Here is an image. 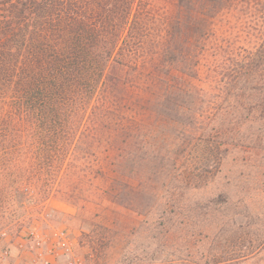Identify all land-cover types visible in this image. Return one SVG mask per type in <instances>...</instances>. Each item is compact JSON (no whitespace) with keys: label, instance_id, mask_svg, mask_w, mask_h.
Wrapping results in <instances>:
<instances>
[{"label":"trees","instance_id":"16d2710c","mask_svg":"<svg viewBox=\"0 0 264 264\" xmlns=\"http://www.w3.org/2000/svg\"><path fill=\"white\" fill-rule=\"evenodd\" d=\"M237 148L264 155V0H0V228L184 211Z\"/></svg>","mask_w":264,"mask_h":264},{"label":"rangeland","instance_id":"374dc122","mask_svg":"<svg viewBox=\"0 0 264 264\" xmlns=\"http://www.w3.org/2000/svg\"><path fill=\"white\" fill-rule=\"evenodd\" d=\"M182 199L184 211L177 205L170 214L110 205L81 212L54 196L44 207L27 205L0 228V248L11 250L3 264H31L49 242L36 245L29 231L56 229L70 234L84 264H264V155L229 150L207 185ZM194 201L203 208L187 220Z\"/></svg>","mask_w":264,"mask_h":264},{"label":"built area","instance_id":"2783aa9c","mask_svg":"<svg viewBox=\"0 0 264 264\" xmlns=\"http://www.w3.org/2000/svg\"><path fill=\"white\" fill-rule=\"evenodd\" d=\"M28 237L34 239L38 246L43 241L49 242L36 253L31 264H84V260L75 253L72 237L63 229H56L50 236L30 230ZM10 255L9 246L0 248V264L7 263Z\"/></svg>","mask_w":264,"mask_h":264}]
</instances>
